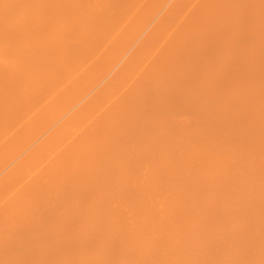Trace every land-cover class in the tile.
I'll use <instances>...</instances> for the list:
<instances>
[{
	"label": "bare ground",
	"instance_id": "6f19581e",
	"mask_svg": "<svg viewBox=\"0 0 264 264\" xmlns=\"http://www.w3.org/2000/svg\"><path fill=\"white\" fill-rule=\"evenodd\" d=\"M0 264H264V0H0Z\"/></svg>",
	"mask_w": 264,
	"mask_h": 264
}]
</instances>
